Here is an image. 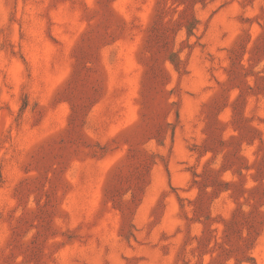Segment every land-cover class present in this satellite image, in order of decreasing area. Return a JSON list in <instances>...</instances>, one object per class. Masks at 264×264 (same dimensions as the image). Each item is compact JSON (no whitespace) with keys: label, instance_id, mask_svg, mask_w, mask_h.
Here are the masks:
<instances>
[{"label":"rangeland","instance_id":"1","mask_svg":"<svg viewBox=\"0 0 264 264\" xmlns=\"http://www.w3.org/2000/svg\"><path fill=\"white\" fill-rule=\"evenodd\" d=\"M0 264H264V0H0Z\"/></svg>","mask_w":264,"mask_h":264},{"label":"crops","instance_id":"2","mask_svg":"<svg viewBox=\"0 0 264 264\" xmlns=\"http://www.w3.org/2000/svg\"><path fill=\"white\" fill-rule=\"evenodd\" d=\"M102 52L104 58L109 59L106 62V71L111 80L105 87V91L100 93L101 97L98 102H95L88 112L87 130L93 136H97L102 144H108L118 139L120 132L129 125L128 120L134 104L132 96L135 91L133 84L135 72L131 68L132 63L129 62V58L132 61L135 58V44L127 40L112 44ZM119 56H125L128 59L125 63L126 71L122 75V80H119L117 74L118 64L116 62ZM112 58H116V61H112ZM112 158V155H108L93 165L86 164L85 168L93 166L95 169L97 167L98 170L94 171L93 175L102 176L106 172L105 165Z\"/></svg>","mask_w":264,"mask_h":264}]
</instances>
